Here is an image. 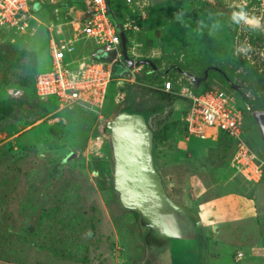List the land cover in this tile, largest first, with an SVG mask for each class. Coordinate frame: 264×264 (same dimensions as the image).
I'll use <instances>...</instances> for the list:
<instances>
[{
  "label": "rangeland",
  "instance_id": "1",
  "mask_svg": "<svg viewBox=\"0 0 264 264\" xmlns=\"http://www.w3.org/2000/svg\"><path fill=\"white\" fill-rule=\"evenodd\" d=\"M85 6L36 1L24 30L0 29V264H200L197 219L222 194L253 203L264 219V174L257 183L244 179L226 136L190 137L179 91H226L244 113L243 139L264 170V0L112 3L126 56L98 113L60 107L34 91L36 75L50 66L51 31L65 29ZM240 11L259 26L234 21ZM165 80L173 91L162 89ZM122 115L138 116L152 133L154 168L179 208L164 204L162 213L175 215L178 232L122 201L112 130ZM211 227H203V264L238 262L226 245L227 261L214 259ZM257 255L255 264H264V249Z\"/></svg>",
  "mask_w": 264,
  "mask_h": 264
},
{
  "label": "built area",
  "instance_id": "2",
  "mask_svg": "<svg viewBox=\"0 0 264 264\" xmlns=\"http://www.w3.org/2000/svg\"><path fill=\"white\" fill-rule=\"evenodd\" d=\"M43 0H0V29L24 30L33 17V6ZM132 4L135 0H85V9L58 25L49 38L50 66L40 71L34 81L35 95L55 98L60 107L78 106L98 113L115 80L114 70L123 62L119 24L112 19V3ZM118 24V26H117ZM165 91H173L170 80L161 83ZM187 108L183 117L190 137L212 139L224 135L236 145L235 164L249 182L263 178L262 162L244 141V113L222 88L194 92L180 89Z\"/></svg>",
  "mask_w": 264,
  "mask_h": 264
},
{
  "label": "water",
  "instance_id": "3",
  "mask_svg": "<svg viewBox=\"0 0 264 264\" xmlns=\"http://www.w3.org/2000/svg\"><path fill=\"white\" fill-rule=\"evenodd\" d=\"M112 130L116 181L122 201L129 207L138 208L142 213L163 221L171 233L178 232L179 224L175 215L162 213L164 204L173 211L179 208L164 193L154 168L151 131L136 115L118 117L112 124Z\"/></svg>",
  "mask_w": 264,
  "mask_h": 264
},
{
  "label": "crops",
  "instance_id": "4",
  "mask_svg": "<svg viewBox=\"0 0 264 264\" xmlns=\"http://www.w3.org/2000/svg\"><path fill=\"white\" fill-rule=\"evenodd\" d=\"M246 204V201H243ZM248 202V201H247ZM256 201H254L255 203ZM239 195L222 194L211 203V213L202 215V218L197 219L200 228V238L196 241L195 254H200V264H203L204 250L203 243L206 238V233L203 232V227L206 221L216 223L217 228L211 227L210 238L213 241V248H216L218 255L214 259L218 261H227V252L225 245L229 251L237 250L234 254L235 260L232 257L227 264H255L259 260L257 254H261L264 249L262 247V239L264 238V219L254 212L253 203L244 206ZM251 205V206H250ZM250 206V209L246 210ZM202 211V210H201ZM248 211V213H247ZM225 212V214H223ZM263 213V211H260ZM259 219V220H258ZM258 220V221H257ZM255 221V222H252ZM222 238V239H219ZM200 240V243H199ZM223 246V247H222ZM200 247L199 252L197 251ZM258 260V261H257ZM222 263V262H220ZM225 264V263H223Z\"/></svg>",
  "mask_w": 264,
  "mask_h": 264
},
{
  "label": "clouds",
  "instance_id": "5",
  "mask_svg": "<svg viewBox=\"0 0 264 264\" xmlns=\"http://www.w3.org/2000/svg\"><path fill=\"white\" fill-rule=\"evenodd\" d=\"M232 19L234 21H239L243 20L246 24L253 26V27H258L260 24V20L256 17H249L247 14L243 11L240 12H233L232 13Z\"/></svg>",
  "mask_w": 264,
  "mask_h": 264
},
{
  "label": "trees",
  "instance_id": "6",
  "mask_svg": "<svg viewBox=\"0 0 264 264\" xmlns=\"http://www.w3.org/2000/svg\"><path fill=\"white\" fill-rule=\"evenodd\" d=\"M111 16H112V19L114 20V22H117L115 17L113 16V13H111ZM118 23V22H117ZM119 29H120V35H121V38H122V46H123V49H125V46H126V41H125V37L123 35V32L121 30V25H119ZM121 63L117 64L116 67H115V70H114V74L116 75V71H117V67L120 66ZM119 69V68H118Z\"/></svg>",
  "mask_w": 264,
  "mask_h": 264
},
{
  "label": "bare ground",
  "instance_id": "7",
  "mask_svg": "<svg viewBox=\"0 0 264 264\" xmlns=\"http://www.w3.org/2000/svg\"><path fill=\"white\" fill-rule=\"evenodd\" d=\"M44 102V101H43Z\"/></svg>",
  "mask_w": 264,
  "mask_h": 264
}]
</instances>
